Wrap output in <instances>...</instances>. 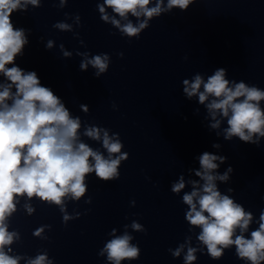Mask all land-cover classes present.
Returning <instances> with one entry per match:
<instances>
[{"label": "water", "instance_id": "water-1", "mask_svg": "<svg viewBox=\"0 0 264 264\" xmlns=\"http://www.w3.org/2000/svg\"><path fill=\"white\" fill-rule=\"evenodd\" d=\"M41 3L11 17L15 26L31 30L18 65L36 71L42 84L51 87L74 116L108 128L110 134L119 133L128 159L122 162L117 181L105 183L89 174L86 193L79 200L69 195L58 206L35 196L16 197V210L5 223L19 239L14 237L8 254L22 256L18 264L44 254L51 264H112L106 253L99 255L101 249L128 233L134 237L130 244L140 248V258L121 264H183L185 252L173 258L168 249L174 250L186 235H191L195 246L199 229L188 232L183 193L174 195L170 185L181 173L187 178V169L198 167L195 157L204 151L227 157L220 172L229 165L233 168L229 183L220 184L219 189L233 188L234 199L253 213L254 221L245 232L250 238L255 216L264 209V138L259 146L235 138L231 142L218 139L206 127L203 106L183 96L182 80L196 73L207 77L214 69L225 68L230 80L264 89V0H197L185 12L173 9L153 19L139 39L131 40L100 20L96 0H68L63 9L53 6L59 0ZM65 13L81 17L82 27L74 26V30L85 46L73 33L52 28L65 19ZM49 39L56 47L45 50ZM61 43L73 53L70 59L61 57ZM76 51L109 54L108 71L98 79L91 68L79 71L81 58ZM120 52L123 58L118 57ZM80 104L88 105L87 115L80 111ZM82 139L93 148L100 147ZM213 143L221 148H212ZM88 197L91 203H86ZM26 206L34 211L29 214ZM64 215L70 219L64 221ZM132 220L142 224L146 234L134 231ZM41 227L40 236H34ZM113 228L114 235L110 234ZM200 252L194 264H250L237 257L235 246H229L219 260H212L203 245Z\"/></svg>", "mask_w": 264, "mask_h": 264}, {"label": "clouds", "instance_id": "clouds-1", "mask_svg": "<svg viewBox=\"0 0 264 264\" xmlns=\"http://www.w3.org/2000/svg\"><path fill=\"white\" fill-rule=\"evenodd\" d=\"M196 2L96 0V10L103 23L111 25L122 38L131 40L139 39L153 19L171 13L173 9L185 12ZM67 3L68 0H59L53 6L63 9ZM30 5L35 9L42 3L41 0H0V264H18L23 259L20 255L8 254L12 252L8 246L14 237L19 239L18 233L9 232L5 223L6 217L16 210V197L31 199L35 196L58 206L69 195L73 200H79L86 193L89 174L105 183L117 181L119 168L128 159V153L122 151L124 145L119 133L110 134V129L74 116L63 99L51 87L42 84L36 71L18 65L17 60L24 56L30 43L31 30L15 26L11 17L14 13L28 11ZM64 16L65 19L54 23L52 28L73 33V38L85 46L74 30V26L75 29L82 27L79 14L65 13ZM69 19L71 23L67 22ZM44 47L52 50L56 47L55 41L47 40ZM58 50L62 58L70 59L73 55L62 43ZM75 54L81 58L79 71L87 72L91 68L94 78H100L109 69L111 60L107 53L91 55L88 51H76ZM117 55L123 58L122 52ZM227 77L225 68H216L207 77L196 73L191 79L182 80V94L187 100L195 99L203 106L206 127L218 139L222 137L231 142L235 138L259 146L264 138V107L261 105L264 89ZM112 108L116 110L114 103ZM79 109L85 115L89 113L88 105L80 104ZM195 114H199V107ZM82 137L100 147H91ZM212 148L219 150L221 144L213 143ZM195 160L198 167L188 168L187 178L181 173L171 183L170 191L174 195L183 193L184 220L189 233L199 229L195 235L197 243L193 246L191 235H186L182 243L174 250L169 248L168 252L176 258L184 251L183 264H194L201 245L212 260L222 259L224 251L235 246V254L241 261L261 264L264 261V209L255 216L256 227L250 231V238L246 237L245 232L254 221L253 213L234 199L233 188L228 187L224 192L219 189L220 184L229 183L233 173L231 165L223 172L219 171L227 157L204 151ZM186 187L190 190L185 191ZM91 202L88 197L86 203ZM130 206H135L134 200L130 201ZM60 210L64 212L63 207ZM27 211L31 214L34 209L27 207ZM68 219V215L63 216L64 221ZM131 227L146 234L144 226L136 220L131 221ZM43 230V227L38 228L33 235L40 236ZM115 232L113 228L110 234ZM133 239L128 233L115 237L104 245L99 255L106 253L112 264L138 260L140 248L130 244ZM26 264H51V261L44 254L27 260Z\"/></svg>", "mask_w": 264, "mask_h": 264}]
</instances>
